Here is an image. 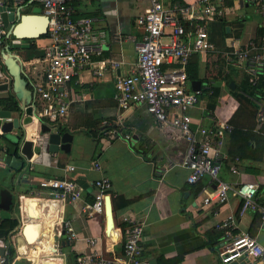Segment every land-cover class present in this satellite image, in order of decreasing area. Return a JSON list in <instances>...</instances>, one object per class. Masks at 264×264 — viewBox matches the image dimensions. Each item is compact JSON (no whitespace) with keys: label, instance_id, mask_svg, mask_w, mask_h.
<instances>
[{"label":"crops","instance_id":"1","mask_svg":"<svg viewBox=\"0 0 264 264\" xmlns=\"http://www.w3.org/2000/svg\"><path fill=\"white\" fill-rule=\"evenodd\" d=\"M160 1L164 6L172 2ZM178 1L182 4H201V0ZM209 1L220 5L223 17L205 22L214 50L195 53L186 65L189 74L192 73L187 77V88L191 90L190 82L197 80L201 90L197 102L186 111L190 116V128L209 127L215 120H225L231 125V132L224 137L226 158L218 178L230 185L240 181L256 182L255 200L262 203L264 122H255L251 101L243 98L238 102L233 96L238 93L245 75L237 66L225 65L223 58L229 40L234 46H239L250 38L264 37L262 16L244 0ZM8 2L12 4V0ZM147 5V0L73 2L74 17L96 18L91 37L101 41V55L120 64L98 79L84 74L80 84H68L66 116L58 127L60 129L56 130L71 135L68 151H48L45 137H42L38 148L32 141L31 155L26 158L18 147L0 136V189L15 194V201L20 198L24 209L19 217L15 212L17 202L13 201L11 209L0 215V224L4 227V220H16L18 217L17 225L7 232V237L0 236L1 244L5 247L9 244L13 250L12 264H20L21 261L28 264L24 259H14L12 244L22 252L29 249L27 255H34L36 252L33 249L41 250V264H45L41 260H45L46 264H76L75 257L89 250L105 257H118L127 226L122 217L143 222L139 247L144 264H220L216 252L221 245V232L218 230V233L214 225L230 215L236 218L231 235L246 233L264 246V228L259 227V218L250 211L237 217L239 201L235 197L229 195L220 205L201 207L198 191L194 193V189L199 184L201 187L207 177H201L194 184L185 182L187 170L181 164L185 141L175 129L167 124H158L142 104L131 105L125 110L117 109L114 104L113 78L126 73L135 60L134 44L139 39V31L133 19ZM10 7L18 9L20 14L40 15V5L36 0H21ZM10 40V37H4L0 48L9 44ZM27 44L32 49H21ZM44 44L43 34L27 43L20 41L18 46L9 50L18 52L22 60H27L22 55H27V51L42 52ZM0 72L7 74L1 65ZM22 75L26 85H29L27 76ZM229 82L232 87L228 86ZM10 84L6 90L0 91V100L12 97L18 105ZM204 87H208L210 92ZM213 89L216 90L215 97L211 96ZM254 92L264 93V68ZM1 109L5 108L0 105ZM101 121L106 123L101 124ZM36 129L35 125H29L26 137L35 138ZM109 129H115L120 137L109 135ZM93 161L98 162L99 170L93 169ZM231 165L235 166V173L229 171ZM67 166H72L73 170L68 171ZM100 176L107 177L110 183L111 223L106 220L104 212L89 215L81 211L79 202L53 200L49 197L50 189L39 188L36 184L41 178H72L82 188L81 200L88 203L92 200V182ZM20 221L22 226L16 232ZM28 222L37 226L25 229ZM64 222L74 232V238L69 241L65 239ZM36 237L40 240L30 246L29 243ZM85 238H94L95 243L89 246ZM228 264H264V259L239 258Z\"/></svg>","mask_w":264,"mask_h":264},{"label":"built area","instance_id":"2","mask_svg":"<svg viewBox=\"0 0 264 264\" xmlns=\"http://www.w3.org/2000/svg\"><path fill=\"white\" fill-rule=\"evenodd\" d=\"M20 1L12 0L10 5ZM36 1L40 5V15L46 18L42 55L22 60L17 52L11 50L3 51L2 54L18 57L21 72L29 79L30 100L26 107L30 111V125H35L38 129L39 124L43 123L56 132L66 116L69 104L68 84H80L84 74L91 79H98L104 72L117 69L120 62L101 55V41L91 37L96 18L74 17L75 0ZM147 1L146 8L133 19L139 31V39L134 44L135 60L126 73L117 74L113 78L112 99L116 108L125 110L131 105L142 104L158 124H167L182 136L185 148L181 164L187 170L185 182L194 184L201 177H207L197 192L201 207L220 205L231 195L239 201L237 217L246 211L256 212L259 227L264 228V201L257 203L255 200L257 183L240 181L230 185L218 178L219 169L226 158L224 137L231 132V125L225 120H215L209 127L196 126L191 129L190 116L186 112L197 102L201 92L200 88H187L186 65L192 54L214 50L213 44L208 40L205 22L223 17L220 5L209 0H201L199 6L178 1L164 6L160 0ZM244 1L256 8L264 24V0ZM10 5L8 0H0V12L10 13L13 10ZM6 30L0 18V42L5 37ZM99 34L102 35L101 32ZM116 37L120 38L119 35ZM227 47L223 52L224 64L237 66L247 77L251 93H239L252 102L255 107V122L261 124L264 122V93L256 94L254 89L264 68V37L250 38L239 46H234L233 41L229 40ZM1 61L0 59V65ZM10 81L9 75L0 72V84L7 86ZM204 89L208 90V87ZM105 123L101 121V124ZM108 133L115 138L120 137L115 129H109ZM28 139L33 141L34 138ZM1 142L0 137V145ZM92 167L99 170L98 162L93 161ZM66 169L72 171L73 167L67 166ZM229 171L235 173V166L231 165ZM36 184L39 188L50 189L49 197L53 200L79 202L81 211L89 215L104 212L103 197L109 196L110 188L107 177L96 178L92 182V200L87 203L81 200L82 188L72 178H41ZM16 202L20 217L24 209L20 198ZM121 219L127 226L121 239L120 256L105 257L89 250L88 253L75 257L76 264H144L140 259L139 247L143 222L127 217ZM235 219L230 215L214 225V229L221 232V245L216 252L219 263L228 264L239 258L263 260L264 246L253 237L246 233L231 235ZM21 224L20 221L16 232ZM63 229L66 241L74 238V232L67 222L63 223ZM85 241L89 246L95 243L94 238H85ZM12 247L14 259L21 258L28 264H33V259L28 258L31 255L21 254L18 246L12 244ZM28 250L24 249L25 252ZM8 251L9 244L5 247L0 242V264H12L13 258L7 260Z\"/></svg>","mask_w":264,"mask_h":264},{"label":"water","instance_id":"3","mask_svg":"<svg viewBox=\"0 0 264 264\" xmlns=\"http://www.w3.org/2000/svg\"><path fill=\"white\" fill-rule=\"evenodd\" d=\"M0 18L3 25L7 28L5 38H11L9 44L0 48L1 65L10 76L11 91L13 92L14 98L19 102L17 105L18 111L0 110V133L5 140L10 141L15 147H18L19 152L24 157L29 158L31 155L30 149L32 141L26 137V128L30 125V118L28 116L30 111L29 107L26 106L30 100V92L26 87L25 80L21 76V67L18 57L11 54L3 55L2 53L3 51L8 52L11 47L18 46L20 41L27 42L30 39L43 35L45 32L46 18L38 14H20L18 9H13L8 14L0 12ZM232 85L231 82L228 83L229 87H232ZM190 87L191 90L198 89L199 82L197 80L191 81ZM6 89L7 86L1 83L0 91ZM42 137H45L48 151H68L71 141V135L69 133L52 132L47 126L41 123L38 126L37 135L33 139L36 148L41 145ZM14 197L15 194H11L7 189H0V210L8 212L14 203L13 201L16 199V197ZM103 198L104 214L108 223H111L110 197L104 195Z\"/></svg>","mask_w":264,"mask_h":264},{"label":"trees","instance_id":"4","mask_svg":"<svg viewBox=\"0 0 264 264\" xmlns=\"http://www.w3.org/2000/svg\"><path fill=\"white\" fill-rule=\"evenodd\" d=\"M172 2L173 1H178V0H171ZM179 2V1H178ZM183 26H185V24L184 23H181ZM221 25V24H220ZM221 32H223L224 33V31H223V28H221ZM208 35V34H207ZM208 40H209V37H208ZM29 41V40H28ZM26 46V47H25ZM25 46H23L21 49H23V50H25L26 48H30V49H32V46H30L29 44H27V45H25ZM30 49H29V51H30ZM28 50V49H27ZM42 55V52H28L27 51V55H23L22 57H24V59H29V58H31V57H34V56H41ZM193 55H195V53L194 54H192L191 56H193ZM190 56V57H191ZM189 57V58H190ZM1 69H4L3 68V66L1 65ZM186 74H187V77L188 76H190L191 74H189V72H188V68L186 67ZM21 76H22V78L24 79V76L21 74ZM29 82V81H28ZM27 84V83H26ZM26 87H27V89L29 90V92H30V86L29 85H26ZM232 92H233V90H231ZM239 91H241V92H244L245 94H248V95H250V93H251V88L248 86V82H247V77L246 76H244V78H243V81H242V83H241V86H239V88H238V93L237 94H233V96L235 97V99L239 102L240 101V99L242 100L243 98L245 99L246 97H244L243 95H241L240 93H239ZM211 96L212 97H215V95H216V90L215 89H213L212 90V92H211ZM247 99V98H246ZM0 105L2 106V107H4L5 109H7V110H17L16 108H17V104H16V102H15V100L12 98V97H9V98H6V99H3V100H0ZM254 106V105H253ZM254 113H255V107H254ZM58 129H60V128H58ZM200 187V184L199 185H197V187L194 189V193L195 192H197L198 191V188ZM15 212H17V210H16V204H15ZM254 213H256V212H254ZM256 215H257V213H256ZM257 217H258V215H257ZM17 222H18V217L16 218V220H10L9 219V221H7V220H4V223H6V227H4L2 224H0V236H2V237H4L5 238V236L7 237V232H9L11 229H13L16 225H17ZM216 231H218V230H216ZM211 232V231H210ZM218 233H219V231H218ZM12 257H13V250H12V248H10L9 247V251H8V256H7V260H11L12 259ZM168 263H172V262H168ZM167 263V264H168Z\"/></svg>","mask_w":264,"mask_h":264},{"label":"bare ground","instance_id":"5","mask_svg":"<svg viewBox=\"0 0 264 264\" xmlns=\"http://www.w3.org/2000/svg\"><path fill=\"white\" fill-rule=\"evenodd\" d=\"M29 226H37L36 224H34V223H29L28 222V225L25 227V229L27 228V227H29ZM25 229H24V231H25ZM40 239H39V237L37 238H35L33 241H31V243H29V240H28V243L30 244V246H33L37 241H39ZM18 250L20 251V249L18 248ZM33 251L34 252H36V253H34V255H31V256H29L28 258H30V259H33V264H41L40 263V259H42L41 257H40V255L42 254L41 253V250L39 251V250H35V249H33ZM21 253H24V254H26V252L24 251V252H22V251H20ZM41 253V254H40ZM40 254V255H39ZM41 261H44L45 262V264H46V261L45 260H41Z\"/></svg>","mask_w":264,"mask_h":264},{"label":"rangeland","instance_id":"6","mask_svg":"<svg viewBox=\"0 0 264 264\" xmlns=\"http://www.w3.org/2000/svg\"><path fill=\"white\" fill-rule=\"evenodd\" d=\"M6 213H7V211L0 210V215L6 214ZM20 264H24L23 261H21Z\"/></svg>","mask_w":264,"mask_h":264}]
</instances>
